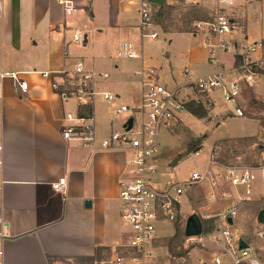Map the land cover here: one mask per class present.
<instances>
[{"label": "crops", "instance_id": "crops-1", "mask_svg": "<svg viewBox=\"0 0 264 264\" xmlns=\"http://www.w3.org/2000/svg\"><path fill=\"white\" fill-rule=\"evenodd\" d=\"M71 1L76 10L66 15L59 0H0V70L16 71L27 82L26 91L20 92L15 91L12 79L6 78L0 96L3 264H76L75 258L93 256L98 247L112 248L128 235L119 217L117 198L125 155L100 147V141L122 126L127 114L115 116L116 106L110 108L103 100L99 103L102 106L93 102V145L65 140L61 136L65 114L76 113L78 105L75 98L63 99L51 81L60 83L62 77L71 75L75 61L82 60L86 70L107 71L109 76L99 82L100 86L119 97L127 92L126 98H132L150 82L146 72L153 70L157 77L159 71L150 68L156 66L149 53L154 40L139 35L140 2L147 3L151 14L154 6L175 5L180 0ZM152 23L151 30L157 35L195 37L199 33L163 31ZM237 23V36L253 41L263 38L264 0L244 3ZM75 30L85 36L78 44L71 41ZM123 39L136 45L138 57L114 56ZM196 55L192 54L193 60ZM233 66L234 59L224 67L228 77L234 74L230 72ZM187 71L198 77L189 68ZM43 72L50 76H43ZM263 78L252 88L264 94ZM62 176L66 184L63 190H55L52 183ZM262 195L252 199L257 201ZM193 255L211 259L206 250L194 249ZM228 260L222 259L223 264H230Z\"/></svg>", "mask_w": 264, "mask_h": 264}, {"label": "built area", "instance_id": "built-area-1", "mask_svg": "<svg viewBox=\"0 0 264 264\" xmlns=\"http://www.w3.org/2000/svg\"><path fill=\"white\" fill-rule=\"evenodd\" d=\"M183 2L204 7L212 16L209 20L197 21L194 24V31L207 29L202 32L204 36L202 44L208 48L209 61L216 65V69L200 77L192 76L185 69L181 74L182 79L173 86L158 82L154 71L149 70L146 74L150 82L143 88L139 104L131 107L120 104L115 107L113 111L115 116L127 114V118L122 123V130H111L100 141V147L105 150H120L125 155L124 169L118 181L117 198L119 217L128 228V235L124 241L110 248L107 255L99 261L100 264H153L155 243L160 238L161 225H171L172 232L175 231V225L183 214L182 198L194 184L203 182L208 184L210 197H215V191L224 184L234 188L235 192L244 198H250L252 173L256 170L264 185V150L255 168L219 164L214 160L209 168L204 171H192L187 179L181 182L163 183L157 176L159 131L169 130L177 125L180 113L186 110L187 102H200L194 97V92L211 102L216 101L212 94L217 92L225 104L233 105V108L229 109L230 112L240 117L244 113L238 103L244 89L253 87L259 78L264 76V72L258 71L264 70V37L248 42L244 35L237 36L234 33L238 26L239 11L244 3L250 0H183ZM59 3L62 4L66 15L76 10L71 0H59ZM140 16L141 39L156 38L157 33L151 30L153 23L149 7L143 1L140 2ZM84 39L83 32L75 30L72 33L73 43L78 44ZM220 53H232L234 62L236 57H240L241 63L234 66L235 72L231 77L227 76L226 69L218 58ZM138 55L136 45L127 39L121 40L114 50V56L118 59H131ZM42 74L45 77L50 76L48 72ZM61 74H66V71H62ZM108 76L107 72L96 73L86 70L84 62L77 60L72 67L71 75L61 78L62 83L52 79V88L63 99L75 98L78 105L76 113L65 114L66 122L61 127L63 139L93 145L95 131L92 115L80 114L78 111L82 110V106L92 104L94 96H99L106 102L116 99L115 93L106 89L99 90L96 86L98 77L106 79ZM6 78L12 79L15 91H26L27 82L19 78L16 71L0 70V96ZM130 118L131 125L127 128ZM65 184L66 178L62 176L52 183V187L61 191ZM221 195L225 196L226 193ZM261 234L262 232H258V235ZM192 238H197L202 246L205 245V241H209L216 249L209 261L201 259L200 264H222L225 253L230 255V264H264V260L249 244L247 248H239L238 242L242 238L237 235L227 219L212 232ZM0 264H3L1 247Z\"/></svg>", "mask_w": 264, "mask_h": 264}, {"label": "rangeland", "instance_id": "rangeland-1", "mask_svg": "<svg viewBox=\"0 0 264 264\" xmlns=\"http://www.w3.org/2000/svg\"><path fill=\"white\" fill-rule=\"evenodd\" d=\"M178 5L179 2L175 4L177 9L172 12L175 21L185 9V7H179ZM206 30H199L200 32L195 37L192 35L187 37L180 34H174L173 36L158 33L156 38L151 39L154 41L149 45V53L156 66L150 68L159 70L157 74L158 82L173 86L182 79L180 75L186 67L198 77L214 72L216 65L209 61L208 48L202 44L204 39L202 32ZM257 30L259 31L258 25ZM246 38L248 42L253 41L250 37ZM170 39L172 40L171 43L169 42ZM194 52L197 54L195 60L192 57ZM222 57H225V59L223 60ZM218 58L225 67L233 60V54L220 53ZM141 69L148 70L149 68L145 69L143 67ZM234 69L233 66L230 72L234 73ZM95 72L103 73L107 71ZM103 80V78L98 77V85ZM62 82L60 80V83ZM98 85L99 90L105 89L104 86ZM141 93L142 89L140 87V91L132 95V98L127 99L126 96L129 95L125 92L120 93V97L117 96L114 101H105V103H108L110 108H114L120 102H125L131 107L139 104ZM193 95L206 109V116L197 118L184 110L180 113L176 126L169 130L162 129L159 131V150L156 156L159 164L157 174L159 180L161 182L163 180L168 182L184 181L192 171H204L209 168L214 160L219 164L255 168L264 150L263 91L256 92L252 87L244 89L238 103L244 113L240 117H236L230 112L229 109H232L233 105L230 103L225 104L217 92L212 94L216 100L215 103H209L206 101V97H200L196 92ZM103 101L99 96H94L95 106H102L99 103H103ZM212 107L215 109L213 110ZM114 129L122 130V127L120 125ZM245 132H248L247 136H227L228 134ZM199 138L202 140L201 147L182 156L177 160L174 167L172 163L178 154L184 152L189 143ZM209 188V185L203 182L194 184L187 190L181 202L183 214L180 221L186 220L189 214L196 213L201 219L207 220L203 224L201 233L206 235L217 226L222 225L224 219L231 218L232 228L237 235L246 241L264 260V250H262L264 246V222L258 221L257 207L253 205L255 200L252 199V197H257L260 194H263L261 199H264V185L259 178L258 171L255 170L252 173V194L250 198H244L242 195L237 194L235 190H232L231 186L224 184H221L218 190L215 191V197H210ZM220 192L226 193V195L222 196ZM204 230L208 232H204ZM258 232H262V234L258 235ZM173 233L171 225H161L160 238L155 243L153 264H200L201 259L206 261H209V259L193 255L194 249L206 250L211 254V257L213 252L216 251L209 241H205V245L202 246L197 238L192 237L185 238L183 241L173 239L170 243L171 238L174 236ZM170 244L175 247L176 251L179 249L186 250L185 253L181 256L169 254L168 246ZM225 258L229 259L230 263V255L225 253L222 259ZM99 261L91 263L84 259H78L75 260V263L100 264Z\"/></svg>", "mask_w": 264, "mask_h": 264}, {"label": "trees", "instance_id": "trees-1", "mask_svg": "<svg viewBox=\"0 0 264 264\" xmlns=\"http://www.w3.org/2000/svg\"><path fill=\"white\" fill-rule=\"evenodd\" d=\"M179 7H185L184 11H182L180 17L175 21L172 17L173 10L177 9L175 5H162V6H154V9L152 10L150 16L152 21L159 25L163 31H176V32H195L194 31V24L197 21H206L209 20L212 16L210 12L205 9L204 7L198 6L196 4H185L183 0H180ZM241 63L240 57L235 58L234 66H238ZM259 72L263 73L262 70H258ZM185 109L188 113L191 115L197 117V118H204L206 116V109L200 102L195 101H189L185 104ZM80 114L84 115H92V104H86L82 106V110L78 111ZM202 145V140L199 138L196 141L189 143L185 149L184 152L179 153L177 158L173 160L174 165L177 163V160L180 159L182 156L192 152L196 151L198 148H200ZM253 205L257 207V212L264 208V199H260L257 201H253ZM201 219V218H200ZM202 224H204L207 220L201 219ZM184 225H185V219L183 221H179L175 225V231L173 233V237L170 240V243L173 239H179V241H183L186 237L184 236ZM213 230V229H212ZM204 232H208L205 231ZM110 251V247H98L95 250V253L93 256L90 257H78L75 258V260L78 259H84L86 261H89L91 263L98 262L107 255V253ZM186 251V250H185ZM182 249H179L176 251L175 247L170 244L168 246V252L171 255L181 256L183 253H185Z\"/></svg>", "mask_w": 264, "mask_h": 264}, {"label": "water", "instance_id": "water-1", "mask_svg": "<svg viewBox=\"0 0 264 264\" xmlns=\"http://www.w3.org/2000/svg\"><path fill=\"white\" fill-rule=\"evenodd\" d=\"M131 118L128 120V127H130L131 125ZM173 164V163H172ZM90 201L86 200L85 201V206L89 207L90 206ZM258 221L260 222H264V208H262L261 210H259L258 212ZM227 222L229 224H232V220L231 218L227 219ZM203 230V224L202 221L200 219V217L196 214V213H191L186 217L185 220V225H184V236L186 238L189 237H194V236H199L202 233ZM218 230V229H217ZM239 248L243 249V248H247L248 247V243L245 242L243 239H240L239 242Z\"/></svg>", "mask_w": 264, "mask_h": 264}]
</instances>
